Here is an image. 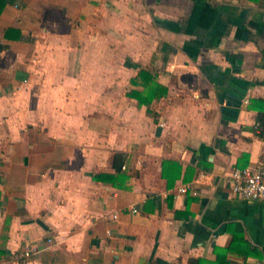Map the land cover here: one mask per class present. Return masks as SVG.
Instances as JSON below:
<instances>
[{
    "label": "crops",
    "instance_id": "1",
    "mask_svg": "<svg viewBox=\"0 0 264 264\" xmlns=\"http://www.w3.org/2000/svg\"><path fill=\"white\" fill-rule=\"evenodd\" d=\"M261 163L264 0H0V264H264Z\"/></svg>",
    "mask_w": 264,
    "mask_h": 264
},
{
    "label": "built area",
    "instance_id": "2",
    "mask_svg": "<svg viewBox=\"0 0 264 264\" xmlns=\"http://www.w3.org/2000/svg\"><path fill=\"white\" fill-rule=\"evenodd\" d=\"M125 166L123 165L122 168ZM231 192L234 196L242 200H256L264 197V163L254 167L234 168L229 176ZM186 194L197 195L193 182L179 184L174 192V197L178 198ZM131 212H138L136 207L131 208ZM113 217H116L114 214ZM51 239L47 240V244ZM40 251L39 247H25L22 252L23 257H30Z\"/></svg>",
    "mask_w": 264,
    "mask_h": 264
},
{
    "label": "trees",
    "instance_id": "3",
    "mask_svg": "<svg viewBox=\"0 0 264 264\" xmlns=\"http://www.w3.org/2000/svg\"><path fill=\"white\" fill-rule=\"evenodd\" d=\"M132 88L126 93L129 97L136 99L138 105L146 106V109H149L151 102L155 99L166 94V89L160 85L154 78L153 75L146 69L139 71L138 75L131 79ZM142 87V88H139ZM120 154H115V159L117 161L120 158ZM120 163L114 161L113 165L116 168V171L120 170L122 165V159ZM162 167V176L166 177L169 184L177 178L180 177L181 165L178 162L172 160H163L161 163ZM174 177V178H173ZM127 176L125 174H118L115 180L124 181Z\"/></svg>",
    "mask_w": 264,
    "mask_h": 264
}]
</instances>
